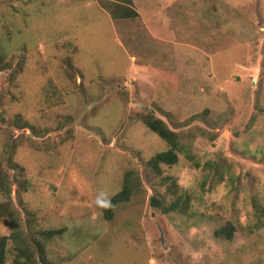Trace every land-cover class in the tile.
Listing matches in <instances>:
<instances>
[{
	"label": "rangeland",
	"instance_id": "374dc122",
	"mask_svg": "<svg viewBox=\"0 0 264 264\" xmlns=\"http://www.w3.org/2000/svg\"><path fill=\"white\" fill-rule=\"evenodd\" d=\"M0 169L5 264H264V0H0Z\"/></svg>",
	"mask_w": 264,
	"mask_h": 264
},
{
	"label": "trees",
	"instance_id": "16d2710c",
	"mask_svg": "<svg viewBox=\"0 0 264 264\" xmlns=\"http://www.w3.org/2000/svg\"><path fill=\"white\" fill-rule=\"evenodd\" d=\"M118 1V0H116ZM117 13L113 12L112 16H116ZM131 15H138L137 11L132 12ZM117 17V16H116ZM5 68V66L3 67ZM143 121L145 124L154 132H156L160 137L165 139L169 144L170 148L168 150L162 151L157 153L154 157L149 160V164L153 168H158L160 163L166 164H174L178 161V153L177 150L179 149V142H178V134L175 130L171 129L167 123L162 120L161 118L156 117L154 114H147L143 117ZM11 161V159H10ZM4 173L0 169V187L5 192H10V185L7 186L4 182ZM138 184L130 178L129 174L124 177L123 181V188L118 191L116 194L108 198L104 204L103 208L105 211V215L107 218H112L114 215V207H116L119 203L124 202L130 198L132 191L136 188ZM154 200V198H153ZM56 230L45 231L46 237H50L49 235L55 233ZM234 227L228 226L222 228V230L217 231L219 236H224L228 239L233 237ZM6 236L0 237V264H5L7 259V247H6ZM21 254L18 256L16 260V264H35L34 254L29 252L26 253L25 249H21ZM47 262V261H46ZM45 262V263H46ZM41 264V263H36ZM48 264V263H46Z\"/></svg>",
	"mask_w": 264,
	"mask_h": 264
},
{
	"label": "crops",
	"instance_id": "0c3cea01",
	"mask_svg": "<svg viewBox=\"0 0 264 264\" xmlns=\"http://www.w3.org/2000/svg\"><path fill=\"white\" fill-rule=\"evenodd\" d=\"M136 11H137V13H138V15L136 16V17H142L143 18V16H144V22H145V24H147V27H148V25H149V31L154 35V36H157L158 35V32L157 31H160V29H161V24H160V26L157 24V25H155V24H152V23H154L156 20L153 18L154 16H152L151 18H145L146 17V15H143L142 14V12L140 11V10H137V9H135ZM114 18V17H113ZM125 18H127V17H124V19ZM160 18H161V15H160ZM114 19H119V18H114Z\"/></svg>",
	"mask_w": 264,
	"mask_h": 264
}]
</instances>
